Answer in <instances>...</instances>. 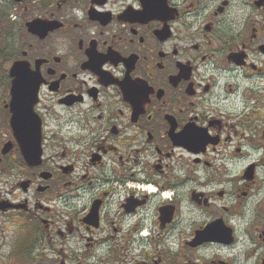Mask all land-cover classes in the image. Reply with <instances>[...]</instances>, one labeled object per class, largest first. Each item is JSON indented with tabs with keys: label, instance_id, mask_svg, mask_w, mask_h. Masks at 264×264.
<instances>
[{
	"label": "flooded vegetation",
	"instance_id": "obj_1",
	"mask_svg": "<svg viewBox=\"0 0 264 264\" xmlns=\"http://www.w3.org/2000/svg\"><path fill=\"white\" fill-rule=\"evenodd\" d=\"M11 4L0 264H264V0Z\"/></svg>",
	"mask_w": 264,
	"mask_h": 264
},
{
	"label": "water",
	"instance_id": "obj_2",
	"mask_svg": "<svg viewBox=\"0 0 264 264\" xmlns=\"http://www.w3.org/2000/svg\"><path fill=\"white\" fill-rule=\"evenodd\" d=\"M35 22L28 24L31 32L35 33ZM10 75L13 77L11 88V112L12 126L16 133L19 132L21 118L29 119L34 111V101L39 90V82L36 76L27 71L21 60L15 61L10 68ZM27 102V105L25 104Z\"/></svg>",
	"mask_w": 264,
	"mask_h": 264
},
{
	"label": "rangeland",
	"instance_id": "obj_3",
	"mask_svg": "<svg viewBox=\"0 0 264 264\" xmlns=\"http://www.w3.org/2000/svg\"><path fill=\"white\" fill-rule=\"evenodd\" d=\"M32 1V0H31ZM12 0H0V24L5 22L4 24L0 25V77L5 76L6 74L9 75V70L11 68L12 63L17 58L18 52V40H19V29L17 28L19 25H7V23H13L15 20L14 16L6 17V12L4 11L5 8L10 10L13 5L11 4ZM11 5V6H10ZM31 7V6H30ZM5 12V14H4ZM14 12L16 10L14 9ZM32 11L25 13V19L31 17ZM16 27V28H14ZM28 249V248H27ZM37 251H39L37 249ZM48 252V251H47ZM38 253V252H35ZM31 253V257H33ZM27 257L29 256L28 250H26ZM52 256V253L50 254ZM55 256V255H54ZM59 258L57 259L56 263L58 262ZM29 262L27 261V264ZM54 263V264H56ZM43 264H48L47 262H43Z\"/></svg>",
	"mask_w": 264,
	"mask_h": 264
}]
</instances>
